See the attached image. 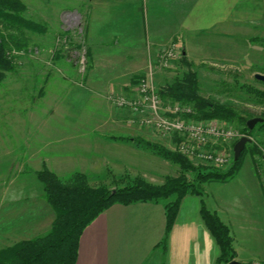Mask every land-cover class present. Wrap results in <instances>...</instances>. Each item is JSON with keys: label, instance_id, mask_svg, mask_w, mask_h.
<instances>
[{"label": "rangeland", "instance_id": "1", "mask_svg": "<svg viewBox=\"0 0 264 264\" xmlns=\"http://www.w3.org/2000/svg\"><path fill=\"white\" fill-rule=\"evenodd\" d=\"M20 1L27 8L23 16L44 25L47 31L45 34L19 32L14 29L10 31L17 38L24 40V46L19 50L10 51L14 70L5 74L0 85V193H3L0 195L6 197L5 193L14 194L18 192L16 186L20 188L21 184L26 183L41 198L42 185L36 179V172L40 171L46 158L55 156V151L62 152L69 149L73 150L72 156L77 160L67 163L70 166L59 163L57 169L53 168L56 173L51 171L64 182L72 173L80 172L81 156L92 160L102 158V152L109 162L118 165L119 170L105 171L94 167L87 169L85 175L92 187L101 185L109 189L123 187L136 177L150 184L164 180L165 177H178L180 174L178 165L140 146L137 147L142 152L131 155L129 148L124 151L119 150L109 138L107 140L106 136L109 134L123 137L128 133H137L138 136L130 138L145 140L146 136H149V140L146 141L166 145L169 150L176 151L173 145L176 141L175 136H163L150 128L129 125L127 123L129 115L108 101L107 96L111 92L129 94L128 86L147 71L136 73L127 86L123 85L122 88L119 86V89L91 91L86 85L93 54H105L116 65L114 59H119L124 54V49L131 46L123 41L125 37L113 21L114 16H110L111 25L106 27L111 30L106 34V40L91 41L90 27L87 33V14L89 12L93 14L95 7H98L95 9L96 12L100 11L99 6L94 4L99 5L102 0ZM106 1L110 2V0ZM149 8L146 3L143 8L144 16L141 14L142 27L145 19L147 20L150 15ZM108 14L113 15L112 8ZM137 14L133 8L127 14L126 21L134 23L138 20ZM104 15L107 16V13ZM118 19L123 18L118 17L115 20ZM254 21L253 25L239 27L236 38L228 45L229 49L223 51L222 49L226 47L214 48L213 52H216L218 57L232 52L233 57L237 56L234 59L237 60L236 63L226 62L224 59L215 61L216 59L213 58H216V53L211 55L210 51L204 52L198 49L202 47L199 43L195 47L199 59L192 69L198 77L199 94L212 103L233 109L241 119L231 122L210 121L236 131L239 137L232 141L233 147L242 137L250 139V143L245 145L239 157L242 166L236 175L225 183L214 181L202 184L203 194L200 197L209 210L223 211L227 213L228 218L232 216L229 228L234 238V247L242 261L264 259V206H262L264 204V128L260 127V124L264 123V98L251 92L264 93V42L258 41L264 39V13L263 19L255 18ZM200 38H205L207 44L216 40L213 33L202 35ZM254 38L258 40H253ZM202 56L210 57L211 60L206 59L202 64L204 62ZM186 70L180 58L167 69H155L153 74L155 87L159 90L171 84L175 79H180ZM256 75L262 76L263 79H257ZM183 105H187L194 112L191 104L183 103ZM255 118L262 119V122L255 124L250 130V135L245 134L243 123ZM167 139L170 144L163 143ZM85 142L90 144V147L86 148ZM148 157L149 162L146 159ZM233 161L232 153L231 163ZM254 162L260 165L257 169ZM191 163L201 172H225L231 165L230 163L229 166L220 168L204 163ZM252 171L255 172L261 188V195L259 192L256 194L259 196L257 197L260 206H257V203L252 204L255 201L253 196L255 191L251 182L253 179L250 176ZM184 177L192 182L195 174L187 172L184 173ZM13 180L16 181L13 185L14 190H7ZM36 183L37 188L34 187ZM174 198L171 196L166 202L173 201ZM50 212L48 211L49 215H54L51 209ZM48 214L43 216L46 220L43 221L45 224L43 227H46L41 232L46 231L50 226L52 217ZM222 216L227 218L223 214Z\"/></svg>", "mask_w": 264, "mask_h": 264}, {"label": "crops", "instance_id": "2", "mask_svg": "<svg viewBox=\"0 0 264 264\" xmlns=\"http://www.w3.org/2000/svg\"><path fill=\"white\" fill-rule=\"evenodd\" d=\"M146 3L150 7V15H147L142 27L141 14L144 16L143 8ZM94 6H99L100 11L96 12L95 9L98 7H95L93 14L90 12L87 14V33L90 27L91 41L106 40V34L111 32L106 27L111 25L110 16H114L115 19L123 18L112 20L116 22L119 32L125 37L123 41L131 46L124 49V54L119 59H114L116 65L105 54L92 55V66L86 77V85L91 91L127 86L133 75L148 71L147 64L151 63L155 55L171 42H175L187 61L195 65L199 59L195 52L197 44H202L198 49L204 52L210 51L211 55L216 53L213 52L215 47L220 49L226 47L222 50H227L228 45L236 38L239 27L253 25L255 18L263 19L264 13V0H110L109 3L102 0L99 5L94 4ZM111 8L113 15L108 14ZM133 8L138 13V20L134 23L126 21L127 14ZM104 13H107V16ZM208 33H213L216 37V40L210 44H207L205 38H200ZM231 53L219 57L216 53V58L213 59L236 63L237 60L234 59L237 56L233 57ZM201 59L204 61L202 64L206 59L211 60L210 57ZM136 134L128 133L123 137H136L138 136ZM106 137L108 140L117 135L109 134ZM146 137L145 140H149V136ZM109 140L119 150L124 151L129 148L131 155L142 152L131 142ZM163 143L170 144L168 139ZM84 145L86 148L90 147L86 142ZM54 154L52 158L45 159L40 170L45 167L56 173L53 168L57 169L59 163L68 165L67 163L77 160L72 156V149L55 151ZM101 157L90 160L86 156H81L80 172L85 174L87 169L93 167L105 171L119 170L118 165L109 162L103 152ZM146 159L149 162V157ZM94 164L97 166H93ZM250 176L255 191L253 193L255 201L252 204L257 203V206H260L259 196H256L261 190L259 181L254 171ZM163 181L161 179L152 184L161 185ZM14 182L16 183L14 180L11 182V187L7 190H14ZM37 186L38 184L34 185L35 188ZM41 188L43 192V187ZM16 190L18 192L14 194L5 193L6 197L0 195V249L45 234L54 219V215L48 214L51 208L46 204L43 196L41 198L37 196L28 184L23 183L20 188L16 186ZM200 197L187 195L181 200L164 252L159 244L165 232V205L168 203L166 200L128 206L114 204L84 229L79 240L76 264H216L220 251L200 216L202 200ZM210 211L215 212L229 228L232 216L228 218L227 213L215 209ZM45 214L52 217V220L49 228L41 232L46 227H43L45 225L43 221H46L43 218ZM222 214L227 218H223ZM229 230L231 233L230 228ZM232 239L236 261L242 264L253 261L264 262V259L240 260L234 247V238Z\"/></svg>", "mask_w": 264, "mask_h": 264}, {"label": "trees", "instance_id": "3", "mask_svg": "<svg viewBox=\"0 0 264 264\" xmlns=\"http://www.w3.org/2000/svg\"><path fill=\"white\" fill-rule=\"evenodd\" d=\"M26 11V6L20 0H0V85L5 74L14 70L10 51L19 50L24 46V40L17 38L10 31L14 29L36 34H45L47 31L44 25L26 19L23 16ZM258 41L264 42V39ZM180 62L187 70L180 79H175L171 84L158 90L162 98L191 104L194 112L189 116L198 121L231 122L240 119L233 109L212 103L202 97L199 94L197 74L192 71L194 65L187 61L183 53ZM251 92L264 98V93L261 91ZM246 122L243 123V132L250 135L251 131L246 127ZM260 127L264 128V123L260 124ZM109 139L132 142L178 165L179 176L165 177L161 185H153L136 177L123 187L109 189L103 185L92 187L87 176L80 172L72 173L64 182L43 167L36 172V179L43 187L44 201L54 213L51 227L41 236L21 240L0 249V264H76L79 240L84 229L103 211L114 204L128 206L135 203L158 202L174 196V200L165 205V232L159 244L164 252L181 200L187 195L202 196V184L214 181L225 183L233 178L242 166V160L238 158L225 172H201L177 151H171L157 143H151L142 138L110 137ZM253 153L258 154V152ZM254 163L257 169L260 165L257 162ZM187 172L195 174L192 182L184 177V173ZM200 216L219 248L220 254L216 264H228L235 260L236 252L228 226L215 212L207 208L203 200H201Z\"/></svg>", "mask_w": 264, "mask_h": 264}, {"label": "built area", "instance_id": "4", "mask_svg": "<svg viewBox=\"0 0 264 264\" xmlns=\"http://www.w3.org/2000/svg\"><path fill=\"white\" fill-rule=\"evenodd\" d=\"M181 54L180 47L171 42L155 55L147 73L128 86L129 94L111 92L107 96L108 101L129 115V125L150 128L163 136H175L173 145L176 151L189 161L220 168L229 166L232 141L239 137L236 131L210 120L191 118L189 115L193 114V110L190 107L163 99L154 85L155 69L171 67Z\"/></svg>", "mask_w": 264, "mask_h": 264}, {"label": "water", "instance_id": "5", "mask_svg": "<svg viewBox=\"0 0 264 264\" xmlns=\"http://www.w3.org/2000/svg\"><path fill=\"white\" fill-rule=\"evenodd\" d=\"M256 78L257 79H260V80L263 79V77L260 76V75H256ZM260 122H262V119H260V118L251 119V120L247 121L246 127L249 130H252L253 127L255 126V124L260 123ZM247 143H250V139H248L247 137H242L241 139H239L235 143V145L233 147V160L234 161H237L238 160V158L240 157V155H241L242 151L244 150L245 145ZM228 264H241V263H239L236 260H233L232 262H230Z\"/></svg>", "mask_w": 264, "mask_h": 264}]
</instances>
